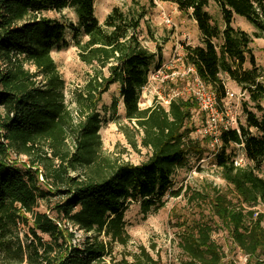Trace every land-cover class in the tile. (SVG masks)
<instances>
[{"label":"trees","instance_id":"trees-1","mask_svg":"<svg viewBox=\"0 0 264 264\" xmlns=\"http://www.w3.org/2000/svg\"><path fill=\"white\" fill-rule=\"evenodd\" d=\"M158 1L189 15L201 34L202 46L183 48L186 66L218 99L226 92L219 74H226L261 112L264 76L250 52L252 40L231 23L234 16L241 17L258 31L253 37L263 36L264 0H211L220 9L222 30L206 12L210 0ZM130 2L129 10L114 8L99 23L94 0H0V264H101L113 245L124 247L130 241L124 220L127 207L138 204L143 216L163 207L175 171L186 166L190 153H204L190 137L189 123L198 110L192 98L171 99L166 107L138 106L158 55L140 39L144 8L137 0ZM66 8L73 10L76 28L43 16ZM67 30L72 31L78 60L91 70L73 93L74 110L65 103L64 81L51 57L53 49L66 47ZM218 37L221 44L216 49L213 40ZM247 55L250 69L241 70ZM24 64L34 71L24 69ZM114 84L119 86L124 118L133 125L118 124L119 131L130 147L149 152L138 165L102 150L99 105ZM109 111L117 114L116 99ZM244 114L246 125L239 133L221 132L215 155L221 179L237 202L216 194L211 207L233 246L248 256L247 264H264V177L256 172L264 157V117L246 106ZM234 145H242L253 167L234 165L227 153ZM11 155L27 158L23 169ZM48 198H57L47 207L52 215L35 212L39 201ZM20 224L26 226L27 243L19 239ZM70 230L92 236L80 248L71 244ZM180 248L186 257L181 264H222L207 226L196 225L184 235ZM132 260L160 264L142 246Z\"/></svg>","mask_w":264,"mask_h":264},{"label":"rangeland","instance_id":"rangeland-1","mask_svg":"<svg viewBox=\"0 0 264 264\" xmlns=\"http://www.w3.org/2000/svg\"><path fill=\"white\" fill-rule=\"evenodd\" d=\"M137 1L145 10V16L140 23V39L150 52L158 55L150 66L148 83L142 89L139 108L145 109L155 104L166 107L169 101L175 98L191 99L194 80L193 75L187 73L188 66L184 62L183 48L185 46H202L201 34L198 32L195 22L189 15L180 13L174 5L161 3L158 0ZM131 5L130 0H94V16L99 23H102L112 9L119 8L126 12L131 8ZM206 12L209 14L211 22L219 30H222L223 21L220 9L213 1H209ZM43 16L72 25L74 28L77 27L76 16L71 8H66L60 13L48 11L43 13ZM164 18L168 19L170 24H166ZM231 26L245 32L251 38L252 43L249 44L251 55L256 67L264 76V35L260 38L253 37L258 31L245 19L238 16L233 17ZM78 39L85 41L82 35H79ZM64 40L67 43L66 47L58 50L53 49L51 57L64 81L65 103H68L74 110L76 105L72 102L73 93L84 85L88 77L87 74L91 70L78 60L77 50L72 45V31H66ZM213 44L217 49L221 44V38L213 40ZM246 57V62L241 70L250 69L248 55ZM24 69L30 72L34 71V68L29 64H24ZM219 78L228 92L238 93L241 90L226 74L220 73ZM113 99L117 100V114L114 116L109 111ZM260 105L262 111L258 112L255 104L249 101L248 94L239 101L233 99L229 103L239 127L246 125L245 106L258 117H264V102ZM99 107L102 110L100 111L99 135L104 153L133 165L145 162L149 152L140 147L136 149L130 147L119 131L118 124L133 125H129L124 118L117 84L110 86L107 93L102 96ZM203 126L202 115L198 109L193 112L189 123V127L193 129L190 137L199 144L204 153L201 156L190 153L186 166L175 171L170 194L164 197L163 207L151 211L145 216L141 214L138 204L131 203L127 207L124 220L130 241L124 247L118 244L113 245L111 254L104 257L101 264H132V255L137 253L139 246L146 248L155 259L159 258L160 264H181L186 260V257L180 248V243L184 235L192 231L196 225L207 226L211 229V240L220 249L222 264H233V261H240L239 250L233 246L225 225L212 211L211 205L216 194L225 195L232 203H236L237 199L232 188L221 179L219 169L215 165L214 153L217 149L211 147L209 139L204 137ZM227 153L232 156L235 166H254L246 159L240 145L229 147ZM11 160L20 169H23V163H27V158L24 156L16 158L11 155ZM256 172L260 177H264V157ZM177 191H180L179 196H172V193ZM56 199L48 198L46 201H39L34 211L47 213V207ZM259 211L262 210L259 208ZM47 214L52 215L50 212ZM70 232L74 236L71 244L80 248L86 237L92 236L91 234L86 235L82 231L70 230ZM18 233L22 242H28L29 235L26 226L20 224ZM40 237L43 241H48L46 235H40Z\"/></svg>","mask_w":264,"mask_h":264},{"label":"built area","instance_id":"built-area-1","mask_svg":"<svg viewBox=\"0 0 264 264\" xmlns=\"http://www.w3.org/2000/svg\"><path fill=\"white\" fill-rule=\"evenodd\" d=\"M164 21L166 24H170L168 19L164 18ZM187 73L193 75L194 86L191 89L192 99L196 103L199 113L203 118V135L209 139L211 147L217 149L214 153L215 156L221 147V132L236 131L239 133V126L236 123L229 103L233 99L237 101L243 99L246 92L240 90L238 93H230L225 89V97L218 99L216 93L200 81L192 67L188 66ZM238 253H240V261H233L232 263L247 264L248 256L240 250Z\"/></svg>","mask_w":264,"mask_h":264}]
</instances>
